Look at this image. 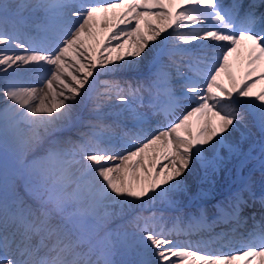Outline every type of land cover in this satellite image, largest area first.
Here are the masks:
<instances>
[{"label":"snow or ice","instance_id":"snow-or-ice-1","mask_svg":"<svg viewBox=\"0 0 264 264\" xmlns=\"http://www.w3.org/2000/svg\"><path fill=\"white\" fill-rule=\"evenodd\" d=\"M256 7L0 0V264H264V215H243L255 202L248 178L211 221L205 209L187 222L152 210L176 207L198 168L207 176L235 159L264 171V141L250 142L253 127L264 134ZM153 50L146 79L115 78ZM87 101L88 131L64 136Z\"/></svg>","mask_w":264,"mask_h":264},{"label":"bare ground","instance_id":"bare-ground-1","mask_svg":"<svg viewBox=\"0 0 264 264\" xmlns=\"http://www.w3.org/2000/svg\"><path fill=\"white\" fill-rule=\"evenodd\" d=\"M227 1L228 0H222V3H227ZM24 15H27V13L25 12ZM156 43L158 44L159 41H157ZM125 50H127V45L125 46ZM153 52L154 50L147 52L142 58V63L139 65L138 70L135 73L129 74H132V76L136 78H139V75L144 73H147V76H149L152 70L151 59ZM232 64L235 71H237L235 77L236 80H242L243 70H241V68L238 69L236 58L234 62H232ZM2 76L3 74H0V78H2ZM102 77L105 78L106 76ZM221 82H223L226 86H231V82L228 78L227 73L222 74ZM261 89H264V82L257 84L254 87L253 91L259 92ZM4 106L5 105L3 103V97H0V109H2ZM91 107V101H87L83 105H76L71 114V121L62 134L66 135L67 132L74 131L77 128H80L82 131H88V127L86 123L84 125L82 119H92V115L90 113ZM147 110L150 111V109L148 108ZM153 120H155V118H153ZM254 134L258 135L259 138L261 137V142L264 141V134H261L258 128L253 127L252 137L250 139L251 143L256 144L254 141ZM258 151L259 150L256 148V151L254 153ZM258 169L260 168L251 165L250 162L245 165L243 169H241L239 167L238 161L235 159L227 162L220 171L214 174L209 172L207 176H205L202 169L198 168L194 175L188 177L187 182L189 185V190L187 193L178 197V204L176 207L170 208L166 205H157L156 208L152 210L163 212L164 215L169 218L179 216L184 222H187V218L190 213L193 214L195 212H199V210L204 209L205 207H214L226 202L228 197L240 186L242 177L250 179L255 195H258V197H262L264 193V171L260 169V171L258 172ZM236 171H239L241 174L237 175ZM245 199H248L247 193H245ZM135 212H140V209L136 208L134 212L126 211L125 215L122 218L115 219L110 226L114 228L117 227L125 220L129 219ZM144 214H148V212L145 211ZM115 259H120V257H115ZM254 264H258V261L254 262Z\"/></svg>","mask_w":264,"mask_h":264},{"label":"rangeland","instance_id":"rangeland-1","mask_svg":"<svg viewBox=\"0 0 264 264\" xmlns=\"http://www.w3.org/2000/svg\"><path fill=\"white\" fill-rule=\"evenodd\" d=\"M127 76H128V74H127ZM131 77H132V76H131ZM112 78H113L112 76H106L105 78L102 77L101 80H104V79H112ZM115 78H118V79H120V78L127 79V77L125 76V74H123V75H121V74H117ZM65 136H71V138H72L73 140H78V139H80L79 134H77V133H75V132H71L70 134H68V135L66 134ZM110 227H111V226H110Z\"/></svg>","mask_w":264,"mask_h":264}]
</instances>
